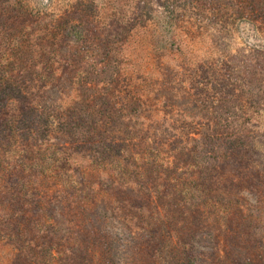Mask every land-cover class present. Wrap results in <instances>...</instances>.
<instances>
[{"label": "rangeland", "instance_id": "rangeland-1", "mask_svg": "<svg viewBox=\"0 0 264 264\" xmlns=\"http://www.w3.org/2000/svg\"><path fill=\"white\" fill-rule=\"evenodd\" d=\"M95 104L99 163L59 119ZM0 130V264H264V0H0ZM228 134L243 165L187 167Z\"/></svg>", "mask_w": 264, "mask_h": 264}, {"label": "trees", "instance_id": "trees-1", "mask_svg": "<svg viewBox=\"0 0 264 264\" xmlns=\"http://www.w3.org/2000/svg\"><path fill=\"white\" fill-rule=\"evenodd\" d=\"M16 2V0H14ZM18 5V4H17ZM20 94V93H18ZM97 106L95 107H85L83 105V108L81 109V116L77 115L73 110L70 111V113L66 116H60L59 119L62 121V125L65 128V133L69 134L70 136L77 137L80 135V137H83V140L86 143L90 144V147L93 149V152L97 156V158H93L95 162L99 163L105 160L110 161L111 156L107 157L104 156L103 146L107 142V136L104 134L105 127H108L107 125V117H114V115H117V113L111 112L112 110L107 107H100L99 104H95ZM89 109V116L91 117L90 126H88V130L90 131L89 136L84 131V128L86 127L87 123L83 122V115L87 113V110ZM115 112V111H114ZM117 112V111H116ZM97 119V122L93 121V118ZM105 117V120L102 121V119ZM44 126H48L49 122L44 120L43 121ZM1 131V130H0ZM2 132V131H1ZM229 135V136H228ZM223 135L218 139L215 143V151L216 154L212 158L210 162H208L206 157L208 155L205 153L201 158H198L199 156H196L195 153L190 150H187L189 153L186 155L187 160H184V162L187 164V167L197 169L198 166L202 167V170L206 173L214 174L216 175L217 170L219 166L223 165H232L235 169L236 166L243 165L244 162V152L248 149V147L245 145L244 137L239 134H228ZM2 138H0L1 140ZM31 136L28 134L24 137L25 141V150L23 153H20L21 156L18 157V162H15L14 166L16 168H21L22 170L21 175L22 178L25 179V176L31 173V176L35 173V167L37 165H33L32 162L35 160V156H39L41 154V151L34 146V144H29L31 140ZM78 140V138L76 139ZM23 141V142H24ZM111 143L107 142L106 146L109 147ZM112 146V144H111ZM247 148V149H246ZM53 154V153H52ZM73 157V153L71 154ZM104 156V158H103ZM69 158V157H68ZM117 162L115 166L118 168V162H122L121 167H124V172H129L126 170V166H129L127 162L130 160V153H129V147L127 143L122 144V149L116 154ZM200 159V160H199ZM106 165H111L109 162H107ZM237 167V168H238ZM16 170V169H14ZM236 171V170H235ZM238 173V172H237ZM131 174V171H130ZM236 174V172H235ZM123 175V174H122ZM242 175V179L244 180L243 184L249 183L252 180H259L258 174L256 173H247V174H240ZM236 183V180H234L232 185ZM236 186V184L234 185ZM221 200L212 201L208 198L202 199L200 204L198 205V213L205 214L207 211L211 210V214L217 213L218 209L221 208L220 204ZM192 251L189 252L191 254ZM187 264H195L194 257L188 256ZM250 264V263H245Z\"/></svg>", "mask_w": 264, "mask_h": 264}]
</instances>
